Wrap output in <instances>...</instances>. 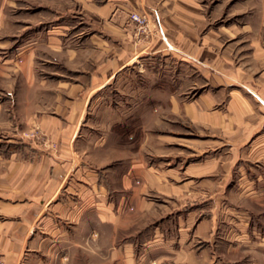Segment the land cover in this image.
I'll use <instances>...</instances> for the list:
<instances>
[{"label":"crops","instance_id":"crops-1","mask_svg":"<svg viewBox=\"0 0 264 264\" xmlns=\"http://www.w3.org/2000/svg\"><path fill=\"white\" fill-rule=\"evenodd\" d=\"M205 6L0 0V255L7 264H208L215 218L204 213V198L222 196L224 181L246 164L248 194L264 199V6L256 17L246 14L242 29L209 28ZM134 12L148 16L145 30L130 20ZM238 33H248L245 48L233 42ZM148 60L171 63L179 75L167 83H182L157 95L153 124L181 119L194 137L176 145L175 135H157L151 146L165 157L151 163L145 140L93 164L89 151L85 158L78 151L91 100ZM30 129L59 150L22 141ZM165 142L179 154L165 155ZM160 196L168 202L157 204ZM179 208L178 234L167 235ZM161 210V225L143 236L140 223Z\"/></svg>","mask_w":264,"mask_h":264},{"label":"rangeland","instance_id":"rangeland-1","mask_svg":"<svg viewBox=\"0 0 264 264\" xmlns=\"http://www.w3.org/2000/svg\"><path fill=\"white\" fill-rule=\"evenodd\" d=\"M200 3L206 5L208 27L211 29L220 26L226 29L232 25L242 29L248 21L247 16L251 13L250 16L256 17L257 12H261L264 6L263 0H200ZM237 36L233 42L238 45V49L245 48L249 40L248 33H238ZM151 61L143 63L142 67L128 69L122 75L124 80L114 81L108 89L99 92L91 100L82 132L85 146L80 145L78 151L84 158L87 157L86 154L89 151L93 164L104 165V158L118 156L119 148L134 151L138 143L145 142V140H148L147 144H144L145 157L148 159L154 155L155 157H165L156 154V149L154 148V151V146H151L154 144L153 139L159 136L161 140L166 141L167 136L175 135L176 140L174 141L178 145L179 142L186 143L183 140L184 136L188 140L187 136L194 137L195 132L186 128L188 124L186 125L181 119L174 122L173 126L171 124L168 127L165 123L166 118L162 126L158 127L153 124L154 116L159 108L158 102L161 101L156 98L157 95L165 93L170 88H179V84L182 83H179V80L177 83L175 79L171 84L167 83V76L179 75L178 72L167 67H171V63H153ZM126 77L130 80L125 83ZM156 78H160V80L155 82ZM137 80L142 83V86L137 85L136 89L134 81ZM139 88H141V92L138 90ZM163 88L165 89L163 90ZM30 131L25 132L24 137H21L22 141L35 145L38 150L39 147L43 151L57 152L56 150H59L56 147L57 144L45 142L46 140L42 142L41 136H38L41 135L40 133L31 129ZM87 141L90 143L88 148L86 147ZM103 141H105V147H100ZM166 144L165 142V155L169 150L168 154L172 152L179 154L181 151L180 147ZM34 151L30 152L31 157L35 156L36 152ZM208 155L207 153L206 156ZM149 162L151 163V159ZM162 166L167 167L165 163ZM247 170L249 167L246 164L236 165L231 179L224 181V194L204 198L206 201L203 206L204 213L208 217L215 218L211 229L212 241L210 244H206L207 249L210 250L208 264H264V199L261 198V202L257 203L253 200V195L248 194ZM259 186L262 188L263 184ZM153 198L156 199L157 204L168 202L165 197ZM180 211V208L175 210L173 217L169 215L166 227L163 228L167 235L178 234L179 220L177 218ZM160 212L161 214L157 217L151 220L144 218L140 223V231H143V236L152 235L161 225L163 214L162 210ZM98 235L97 232L93 234L95 239ZM95 246L98 247L97 244Z\"/></svg>","mask_w":264,"mask_h":264},{"label":"built area","instance_id":"built-area-1","mask_svg":"<svg viewBox=\"0 0 264 264\" xmlns=\"http://www.w3.org/2000/svg\"><path fill=\"white\" fill-rule=\"evenodd\" d=\"M130 20L136 25H138L140 29H144V30L149 24V19L147 15L136 12L130 14ZM0 264H7L6 260L3 258L2 255H0Z\"/></svg>","mask_w":264,"mask_h":264}]
</instances>
